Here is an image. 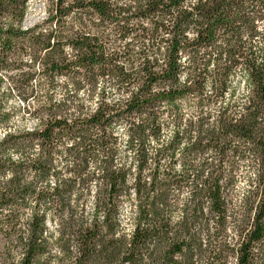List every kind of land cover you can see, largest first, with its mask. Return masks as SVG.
I'll use <instances>...</instances> for the list:
<instances>
[{"label":"trees","instance_id":"obj_1","mask_svg":"<svg viewBox=\"0 0 264 264\" xmlns=\"http://www.w3.org/2000/svg\"><path fill=\"white\" fill-rule=\"evenodd\" d=\"M26 1L0 0V67H7L9 56L24 53L29 47L38 48L40 51L51 49L45 54L42 62L45 67L39 74L37 84V89L47 99L51 97L47 96L46 89L53 87L52 81L57 76L68 74L79 76L81 72H92L94 68L99 69L101 76L107 75V65L121 58V53L113 51V45L122 46L124 49L122 57L127 58L132 53L131 42L122 44L123 41H127L138 29L139 34L135 39L145 41L148 39L149 30L144 27L142 21L151 24V37L155 39L159 36V43L166 45V49L163 65L159 60L144 61L140 69L144 75H137L135 78V82L143 80L139 94L120 111H113L111 117L105 118L103 111L98 110L91 119L78 121L79 127L74 133L66 120H50L42 133L10 135L0 143V153H5L11 146L25 150L38 146L40 150L38 155L30 156L26 161L19 163L11 161L10 158H0V177L6 175L8 171L13 172L12 178L7 182L0 180L2 216L0 232L8 237L20 222L24 223L29 233L27 252L20 264H45L40 257L49 251V246L47 240L41 238L51 224L61 223L49 216L48 212L52 208H56L57 213L68 209L69 221L63 223L67 227H73L72 216L76 212L87 211L85 192L87 191L89 196L96 195L97 180L100 181L99 189L103 199L94 203V207L96 209L104 207L108 209V213L103 225L93 221L90 228L82 226L74 229L78 234L80 247L77 250L79 255L72 260V264H94L98 243L101 244V253L106 264H115L121 255L123 259L120 260V264H136V247L150 237H160L164 241V247L168 248V252L164 254L160 264H169L172 255L185 245V241L181 239H176L171 245L168 243V234L172 231L169 210L182 215V221L178 222L180 230L176 233L177 237L188 236L193 227L203 223L204 210L201 206L206 200L212 201L211 213L218 217L215 220H207L209 231H212L214 225L219 224L225 233H229L231 217L228 206L232 203V190L237 183L236 174L249 164L264 169V35H261L260 28V21L264 20V0H196L194 5L191 4V0H134L127 6L116 8L112 7L110 0H73L68 8L58 6L57 15L61 18L56 21L58 25L64 16L72 12L77 13L76 19H80V14L89 18L96 17L101 26L105 21L116 25L113 30L114 33H118L115 40L98 34H88L89 31L96 32L95 21L87 31L69 30L70 36L67 40L56 39V33L52 32L45 36L43 32L37 31L40 25L23 31L21 24L26 11ZM62 4L63 0H58V5ZM186 4L188 7L184 6ZM190 28L197 34L196 39L191 42L185 36ZM245 32L248 34L247 42L244 41ZM257 37H260L259 42H256ZM69 45L77 50V59L65 62L63 48ZM183 55H189L195 65L192 67L193 75L190 76L192 83H186L181 87L168 86L164 90L166 85L177 84L182 71L177 60ZM213 65L214 73L209 71ZM238 68H243L247 73V83L251 86L245 115L237 121L229 115V109L225 108L223 112H219L216 127L208 129L206 134L199 133L204 131L205 119L208 122L212 121L213 113L210 112L206 118L201 119L198 128L193 127L191 120L187 121L189 131H196L198 135L194 143L184 148L182 155L187 164L189 158L196 159L202 154L210 153L216 159L219 169H223L233 160L237 164L243 161L244 164L229 169L233 176L223 185L221 181L224 174L221 172L211 181H205L204 189L190 192L189 198L195 199V206H192L185 202L184 196V192L192 187L190 183L192 176L187 169L184 174L171 171L161 173L160 157L163 154L158 151L155 160L157 167L149 171L145 133L148 131L154 139L162 135L164 130L157 123L160 115L177 114L179 119L178 114L182 109H206L211 108L214 103L219 104L223 92L227 90V85L221 78L228 77ZM113 72L124 80L132 78L131 74L124 72L123 65L114 66ZM210 76L220 84V90L214 98L204 96V87ZM33 80H37L36 74H28L21 84L26 85ZM2 83L3 80L0 79V84ZM153 87L157 89L156 92H152ZM164 102L168 108L161 112ZM61 108L62 106L58 105H48L37 111L54 114V110L58 112ZM140 116L145 117V122L136 126L134 133L140 140L138 163L128 167L121 165L117 169L114 167L117 163V153L109 149V141L98 139L89 142L91 136L102 123L107 125L110 120L115 119L131 122L134 117ZM0 119L6 120L9 116L5 114ZM66 131L72 133L70 138L79 137L81 143L67 150L73 153L79 147V151L75 153L79 162L74 167L67 168L66 172L69 175L63 178L65 173L57 168L53 152L55 142L65 135ZM183 139L179 132H175L165 151L175 154ZM98 148L108 152V158L101 161L103 175L97 177L93 172L87 178H81L84 172L93 168L92 154ZM172 163L174 164L175 160ZM145 173L149 176L147 182ZM29 175H33L32 180L27 179ZM201 175V172H197L195 179L199 181ZM259 181L260 185L264 186V173L260 175ZM196 187L199 188V185ZM255 195L259 202L253 201L245 208V227L242 231H246L247 235L246 242L240 247L239 264H250L252 243L264 242V191H258ZM129 201L141 203L136 205L135 210L139 211L138 223L125 251L123 240H105L101 233L106 229L107 234L114 235L116 225L112 222V215L114 213L118 216H129L134 210ZM5 209L11 211L5 215L2 211ZM41 209L43 211H40ZM124 209L127 211L124 212ZM30 210L31 218L23 221L22 217L27 216ZM5 225L9 226L7 230L4 228ZM61 234H64L63 230ZM66 245L67 242L61 247V251L67 252L71 259L72 252Z\"/></svg>","mask_w":264,"mask_h":264},{"label":"clouds","instance_id":"obj_2","mask_svg":"<svg viewBox=\"0 0 264 264\" xmlns=\"http://www.w3.org/2000/svg\"><path fill=\"white\" fill-rule=\"evenodd\" d=\"M112 7L127 6L134 2V0H110ZM73 0H63L62 5H58V0H43V11L37 21H33V24L39 23L40 28L38 32H43L45 36L49 32L56 33V39L67 40L70 36V31H87L93 21L97 24L96 32L89 31L88 34H98L102 37H108L111 40H115L118 33H114L116 25L109 24L105 21L101 26L99 19L96 17L89 18L83 14H80V19H76L77 13L64 16L61 24H57V20L61 18L57 15L58 6L68 8ZM196 0H191V4H195ZM188 7V5H184ZM133 10H135L133 8ZM190 10V9H189ZM44 21H49L44 23ZM82 21V23H81ZM145 28L149 31L147 33L148 39L137 40L133 36L128 37L124 43L131 42L132 53L127 58L122 57L124 51L123 47H116L113 45V51L121 53V58H117L111 64L107 65L108 74L101 76L99 69L94 68L92 72H81L79 76L68 74L57 76L52 81L53 87L46 89L47 96L51 99H47L41 95L37 89L39 83V74L43 71L45 65L42 63L46 52L51 49H45L40 51L38 48H27L24 53H18L17 55L9 56L8 66L0 67V79L3 83L0 84V118L5 114H8L9 119H0V143H3L7 137L20 136L21 134L30 133H42L47 127L48 121L66 120L68 126L75 132V129L79 127L78 121L82 119H91L98 110L103 111L105 118L111 117L113 111H120L121 108L126 106L134 96L139 94V89L142 87L143 80L135 82L137 75L143 76L140 69L144 65L145 60H159L163 65L165 63L164 52L166 45L159 43L160 37L153 39L151 37V24L148 21H142ZM261 35H264V20L260 21ZM63 34V35H61ZM163 35V33H161ZM196 32L191 28L185 33L188 41L196 39ZM171 38L170 36L168 37ZM260 37H257L259 42ZM244 41H248L247 32L244 33ZM159 49V52H157ZM63 53L66 56L65 62L75 61L77 59V50L73 49L70 45L63 48ZM143 53V56H141ZM177 63L181 66L182 71L178 76L176 85H166L172 87H181L186 83L191 84L192 80L190 76L193 75L192 59L189 55H183ZM123 65L125 73L131 74V79L124 80L120 75L113 72L114 66ZM203 67V65H201ZM215 65L209 69L214 73ZM159 71V68L156 69ZM28 74H36L37 80L30 81L28 84H21ZM224 79L227 90L223 92V96L220 98L219 104H213L211 108H193L191 110L182 109L178 114L160 115L157 123L164 130L159 138H152L149 132L146 131L147 137L145 147L148 151L149 161L148 169L151 171L157 167L155 160L157 159V152H161L163 155L160 157V171H171L177 174H184L187 169L192 176L190 183L192 187L184 192L185 202L195 206V199L189 198L190 192H195L205 188V181H211L217 177L221 172L224 174V178L221 181L222 185L225 181L229 180L233 173L229 169L240 167V164H244L243 161L237 164L234 160L228 162L223 169L217 168V162L214 156L210 153L202 154L196 159L189 158L187 164L183 157L184 148L190 146L197 139L198 133L196 131H189V124L187 121L191 120L194 128L199 127V121L207 117L208 113H213L211 122L205 119L203 125V133L206 134L207 130L216 127V121L219 117V112H223L225 108L229 109V115L234 117L235 120H239L241 116L245 115V106L249 103V97L251 93V86L247 83V73L243 68L235 69L233 74ZM215 85V86H214ZM220 90V84L217 80H214L212 76L208 77L207 83L204 87L205 97H215ZM155 87L152 88V92H156ZM34 93V94H33ZM48 105L62 106L61 110L54 114H49L45 111L38 112L37 109L42 107L46 108ZM168 108L166 102L162 104L161 112H164ZM145 122V117H134L131 122L129 120L115 119L110 120L107 125L101 124L95 134L91 136L92 140L107 139L109 141V149L115 150L117 153V163L115 168L128 167L129 165H135L138 163L137 153L140 149V140L135 136V128ZM60 131V129H56ZM179 132L184 137L182 143L176 149L175 154L167 153L165 150L171 143L174 133ZM103 133V135H102ZM72 133L66 131V134L59 137L55 142L54 158L57 168L65 173L63 178H67L69 175L66 172L67 168L74 167L79 161L76 159L75 153L79 151V147L75 149L73 153H69L67 150L78 146L81 141L79 137L70 138ZM191 137L190 139L188 137ZM131 141V143H129ZM207 143V140H205ZM235 147V145H233ZM39 147H34L31 150H25L24 148H18L11 146L5 153H0V158H10L11 161L19 163L26 161L30 156L34 157L39 154ZM59 155H56V153ZM93 168L82 174L81 178H87L93 172L95 176L99 177L103 175L102 159L108 158V152L103 149H97L93 152ZM175 160L173 164L172 161ZM207 162V163H205ZM203 165V167H201ZM197 172H201L199 181L195 179ZM264 173V169H260L259 166L252 167L250 164L245 165L239 173L236 174L237 183L232 190V203L229 207V214L231 217L230 232L225 233L223 228L216 224L212 227V231H209L207 220L218 219L213 213H211L210 205L211 200L201 206L204 210V216L202 217L203 223H200L191 229V233L188 236L181 235L177 237L176 233L179 231L178 222L182 221V215L179 212L169 210L168 217L172 231L168 234V243L175 242L176 239L185 241V245L179 252H175L169 264H239L241 252L240 247L246 242V231H242L245 227V208L247 204H252L253 201L259 202L255 193L258 191H264V186L260 185L259 177ZM34 175V174H33ZM33 175L27 177L28 180L33 179ZM13 176L12 171H8L6 175L0 177V180L7 182ZM149 180V176L145 173V181ZM131 182V181H130ZM49 183H55V181H49ZM100 181H96V195L89 196L87 191L84 194V200L87 204V211L76 212L72 216L74 221L73 227H67L63 222L69 221L70 213L68 209L57 213L56 208H52L48 215L54 219L59 220L61 223L55 224L53 227L45 230L41 239L47 240L49 251L44 253L40 257L41 261L45 264H72V260L76 258L80 244L77 240V233L74 231L77 227L92 226L93 221L99 225L105 223V216L108 213V209L100 207L96 209L94 203H98L103 199V195L99 189ZM199 185V188L196 185ZM39 190V188H38ZM51 191V189H49ZM133 205L134 210L129 216H118L113 213L112 222L116 225L115 232L113 234H107L105 229L101 235L107 239L123 240L125 244V251L129 245L133 235L136 224L138 223L137 217L139 211L135 210L136 205L141 203L140 201H129ZM75 205H73L74 207ZM6 215L11 209L2 210ZM40 211H43L42 209ZM39 214V213H38ZM32 211H29L27 216H23V221H28L31 218ZM2 219V216H0ZM9 226H4L7 230ZM64 234H61V231ZM29 233L25 228L24 223L18 222L15 231L8 237H5L0 232V264H20L24 259L27 252ZM67 242V248L72 252L71 259L68 257V253L61 251V247L65 246ZM229 245L231 247H229ZM97 256L94 264H106L101 253V244H96ZM168 252V248L164 247V241L160 237H150L145 240L143 244L136 247V264H160V261L165 253ZM251 259L250 264H264V242H253L251 245ZM219 256V259L216 257ZM123 259V255L115 262L120 264V260Z\"/></svg>","mask_w":264,"mask_h":264},{"label":"rangeland","instance_id":"obj_3","mask_svg":"<svg viewBox=\"0 0 264 264\" xmlns=\"http://www.w3.org/2000/svg\"><path fill=\"white\" fill-rule=\"evenodd\" d=\"M43 0H27L26 1V11L23 16V21L21 24V28L23 31L30 30L34 28L35 26L40 25L39 23L33 24V21H37L41 15V12L43 11ZM127 209H124V212H126ZM54 225L51 224V227Z\"/></svg>","mask_w":264,"mask_h":264}]
</instances>
